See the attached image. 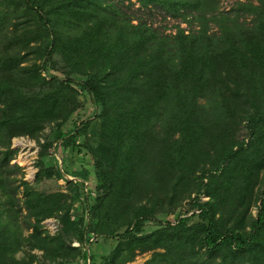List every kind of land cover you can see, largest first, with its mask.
<instances>
[{
	"label": "trees",
	"instance_id": "1",
	"mask_svg": "<svg viewBox=\"0 0 264 264\" xmlns=\"http://www.w3.org/2000/svg\"><path fill=\"white\" fill-rule=\"evenodd\" d=\"M124 1L0 0V168L12 137L52 123L38 178L68 184L43 193L20 181L24 236L1 173L0 264H37L31 249L41 264H126L147 251L144 264H264V0H238L230 13L216 0H136L137 16ZM86 100L91 113L65 127ZM57 140L88 156L92 200L87 166L45 164ZM100 238L116 243L97 259L83 248Z\"/></svg>",
	"mask_w": 264,
	"mask_h": 264
},
{
	"label": "rangeland",
	"instance_id": "2",
	"mask_svg": "<svg viewBox=\"0 0 264 264\" xmlns=\"http://www.w3.org/2000/svg\"><path fill=\"white\" fill-rule=\"evenodd\" d=\"M217 1V9L219 12L223 13H230L235 11L236 3L238 0H216ZM239 1H246V0H239ZM250 2H253L256 4L255 0H250ZM122 7L123 10H125L130 16H137L142 14V12L139 10V5L136 2V0H126L124 1V4L119 5ZM234 9V10H233ZM15 21H20L19 19L15 18ZM31 21V20H30ZM153 21L155 25L162 27L166 30V32H172L174 31V24L178 23V21L166 18L164 19L162 17V14L155 13L153 17ZM34 21L29 22V25L33 27L35 23ZM135 22V20L133 21ZM180 26L183 28H186L185 23H180ZM53 73H58L56 71H52ZM88 99V97L86 96ZM93 109V105L91 102H88L87 100L84 101V106L77 110V112H74L72 114V117L70 118L69 122L65 124V127H69L72 125V122L78 118V115H81V118H83L85 115L87 116L88 113H91ZM52 123H49L45 125L44 129L38 136L30 137L27 135H20L15 136L11 138L10 142V148L14 150L12 157L9 158L8 163H4L3 166L0 168V176L3 172V179H6L7 181L4 184L5 192L12 194V200L16 203H20V206H22L21 213L19 215V221L20 224L24 227L23 228V235L27 236L31 232V228L26 226L25 221V214L27 213V209L24 204V196H23V185L20 183V181H25L29 185H31L34 189L41 191L43 193H52V192H65L67 191V182L64 179H59L58 177L52 176V177H43L41 179L38 178V174L40 171V147L41 145L46 141V138L48 137L50 130L52 128ZM89 134V132H88ZM87 134V135H88ZM239 136L246 137V130L244 127L241 128L239 132ZM56 159L58 162V168L64 169L65 166H68L71 168H80L82 166H87L89 168V178L84 183V186L82 187L84 193H89V200H92L98 193V183L96 179L95 172L93 170V167H91V164L87 163L89 161L88 156L85 158H81L80 156L76 154H70L69 152H66V149L62 148L60 145V142L53 141L52 146L47 150V156L45 159V164L48 165L53 161V159ZM65 161V162H64ZM14 166L19 167L20 169L17 170L16 168H13ZM64 178H66L69 181H75L77 178L71 177L69 175H64ZM264 185V181H263ZM255 193H259V190H254ZM0 193H2V190L0 188ZM194 196V195H192ZM202 198L207 199L206 196H203ZM189 198H186L182 202V206L180 209H185L187 206ZM259 204V201L252 205V214L254 215L257 211L256 206ZM75 212L82 211L83 209L80 207V205H76L74 207ZM33 221V219H31ZM42 224L44 225V228L50 233L51 235L55 234L58 229V221L55 217L45 218L42 221ZM153 226L152 221L148 223V225L145 227L146 231H150ZM92 239V238H91ZM90 239V241H91ZM76 245L78 243L74 241ZM116 241L114 239H103L100 238L97 243L91 242L89 246H85L83 249H86L87 251H90L92 255L96 256L97 259L103 254H107L109 250L115 245ZM28 250L27 246H24L22 250H19L15 253L16 258L24 257L26 254V251ZM153 251H147V252H140L137 253V255L134 257L132 261L127 262L126 264H144L146 260H148ZM30 253L36 255V262L37 264H41L43 262V258L41 257L42 250L37 249H31ZM67 264H89V260H84L82 258H78L74 260L73 262L67 263Z\"/></svg>",
	"mask_w": 264,
	"mask_h": 264
},
{
	"label": "built area",
	"instance_id": "3",
	"mask_svg": "<svg viewBox=\"0 0 264 264\" xmlns=\"http://www.w3.org/2000/svg\"><path fill=\"white\" fill-rule=\"evenodd\" d=\"M204 199V198H203Z\"/></svg>",
	"mask_w": 264,
	"mask_h": 264
}]
</instances>
